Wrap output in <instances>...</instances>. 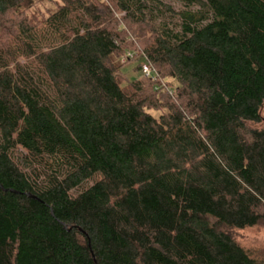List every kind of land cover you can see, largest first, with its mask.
Masks as SVG:
<instances>
[{
	"label": "trees",
	"instance_id": "trees-1",
	"mask_svg": "<svg viewBox=\"0 0 264 264\" xmlns=\"http://www.w3.org/2000/svg\"><path fill=\"white\" fill-rule=\"evenodd\" d=\"M181 2L0 0V264H264V0Z\"/></svg>",
	"mask_w": 264,
	"mask_h": 264
},
{
	"label": "rangeland",
	"instance_id": "rangeland-1",
	"mask_svg": "<svg viewBox=\"0 0 264 264\" xmlns=\"http://www.w3.org/2000/svg\"><path fill=\"white\" fill-rule=\"evenodd\" d=\"M164 4H166L168 7L172 8L176 13L181 11L184 7L182 4L181 0H162ZM40 8L43 11H46L47 9H53L54 6L51 3H45L43 5H40ZM155 15L159 16L158 20L160 22L166 21L170 26H174L177 22H179V17L176 16L174 13L168 12L163 10V14L160 15L159 12H154ZM9 16L3 17L0 15V35L3 33L4 29H6V26H9L7 24V21L9 20ZM135 61L126 64L125 66L122 67V74L126 77V79L129 82L135 81L139 78L142 77L141 71L136 70L138 67V64L141 65L142 61L140 60L139 57H136L134 59ZM115 63L117 65H122L121 59L120 60H115ZM162 82V81H161ZM165 86L167 89H169V86L166 85L164 82ZM156 117L160 116V112H154L153 113ZM264 123L262 126L263 127ZM234 237L236 241L250 250L252 254L261 260H264V229L262 228H253V229H248V230H243V231H235Z\"/></svg>",
	"mask_w": 264,
	"mask_h": 264
},
{
	"label": "built area",
	"instance_id": "built-area-1",
	"mask_svg": "<svg viewBox=\"0 0 264 264\" xmlns=\"http://www.w3.org/2000/svg\"><path fill=\"white\" fill-rule=\"evenodd\" d=\"M135 58H136V56L133 53H128L126 55V57L121 59V63L125 64L127 61L133 60ZM139 58L142 61V63H141V74H142V76L149 78L151 80H156L158 75H157V72L154 69V67L150 63L147 62L146 57L142 56ZM162 87H164L166 89L164 82H162Z\"/></svg>",
	"mask_w": 264,
	"mask_h": 264
}]
</instances>
